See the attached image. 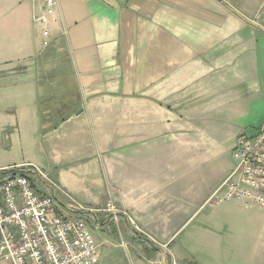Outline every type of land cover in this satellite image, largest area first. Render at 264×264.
<instances>
[{"label":"crops","instance_id":"1","mask_svg":"<svg viewBox=\"0 0 264 264\" xmlns=\"http://www.w3.org/2000/svg\"><path fill=\"white\" fill-rule=\"evenodd\" d=\"M263 117V0H0V167L96 209L102 248L121 225L169 246L203 212L248 230L260 207L208 200Z\"/></svg>","mask_w":264,"mask_h":264},{"label":"built area","instance_id":"2","mask_svg":"<svg viewBox=\"0 0 264 264\" xmlns=\"http://www.w3.org/2000/svg\"><path fill=\"white\" fill-rule=\"evenodd\" d=\"M39 2V0H32ZM46 10L55 0H44ZM43 21V15L34 16ZM233 169L208 201L228 199L264 208V117L254 134L236 137ZM31 174L47 179L35 165L0 167V261L6 264H99L102 251L92 233L86 207L59 189L66 197L61 205L52 195L40 193ZM103 210L117 221L124 210L108 202Z\"/></svg>","mask_w":264,"mask_h":264},{"label":"rangeland","instance_id":"3","mask_svg":"<svg viewBox=\"0 0 264 264\" xmlns=\"http://www.w3.org/2000/svg\"><path fill=\"white\" fill-rule=\"evenodd\" d=\"M257 208L258 215L252 217L245 232L221 229L211 233L213 226L226 228L223 226L226 221L220 220L217 225L215 216L203 222V231H198L197 221L205 217L203 212L175 233L169 246L148 245L149 233L145 235L121 225L119 235L107 234L109 242L101 247L99 264H264V208ZM93 235L99 236L95 232Z\"/></svg>","mask_w":264,"mask_h":264}]
</instances>
